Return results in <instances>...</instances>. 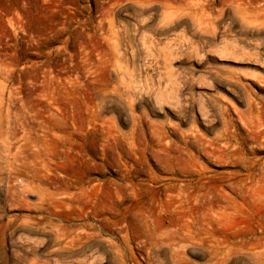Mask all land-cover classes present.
<instances>
[{
	"label": "rangeland",
	"instance_id": "374dc122",
	"mask_svg": "<svg viewBox=\"0 0 264 264\" xmlns=\"http://www.w3.org/2000/svg\"><path fill=\"white\" fill-rule=\"evenodd\" d=\"M263 174L264 0H0V264H219Z\"/></svg>",
	"mask_w": 264,
	"mask_h": 264
},
{
	"label": "bare ground",
	"instance_id": "6f19581e",
	"mask_svg": "<svg viewBox=\"0 0 264 264\" xmlns=\"http://www.w3.org/2000/svg\"><path fill=\"white\" fill-rule=\"evenodd\" d=\"M55 107L57 109L59 108L58 106H55ZM27 136L29 138V135H27ZM24 140H23V143L24 142L27 143L28 141H30V140H28V141H24ZM35 140H36V138H35ZM37 140H38V138H37ZM37 140H36V142H37ZM31 141H33V140H31ZM18 142H20V141H18ZM39 145H40V143H39ZM19 147H20V144H19ZM21 147H23V146H21ZM17 149H18V146H17ZM38 150H39V152L41 151L40 149H38ZM15 151L17 152V150H15ZM18 153H20V152H18ZM18 153H16V155L15 154L14 155L18 156ZM43 154L44 153L42 152V155ZM20 157L21 156H19V159L16 157L18 159V161H20V159H22V157L21 158ZM34 158H36V157H34ZM36 161H37V159H36ZM39 162L40 161H38V163ZM43 162L44 161H42V163ZM42 163H40V164H42ZM22 164H23V162H22ZM18 165H20V164H18ZM15 169H16V167H15ZM245 236H247V234L245 232H243V231H240V232H238L237 234H235L233 236L224 238L223 241L217 242L218 245H217V247H216V249L214 251V254H215L219 264H264V232H261L259 234L254 233L255 237L254 236L253 237L255 238L256 241H255V243H251L249 246H248V244L246 243V241L244 239ZM237 237H239L240 239H237Z\"/></svg>",
	"mask_w": 264,
	"mask_h": 264
}]
</instances>
